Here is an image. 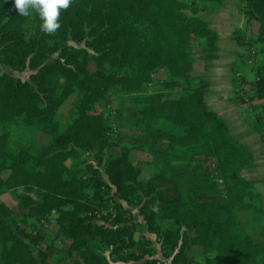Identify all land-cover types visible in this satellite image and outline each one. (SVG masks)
I'll list each match as a JSON object with an SVG mask.
<instances>
[{"label": "trees", "instance_id": "1", "mask_svg": "<svg viewBox=\"0 0 264 264\" xmlns=\"http://www.w3.org/2000/svg\"><path fill=\"white\" fill-rule=\"evenodd\" d=\"M225 1L73 0L48 35L37 14L21 16L14 0H0V65L30 72L24 80L0 71V187L21 213L0 198V264H264L257 188L264 178L244 175L255 165L252 152L207 106L210 84L194 81L196 62L219 52L201 14ZM239 7L247 25L235 33L247 49L241 65L252 48L260 61L253 81L233 77L247 89L236 101L262 102L247 124L264 143V0H239ZM162 71L157 85L153 77ZM75 91V117L60 133L58 112ZM115 95L127 100L130 142L116 141L111 117L96 112ZM13 127L34 138L17 146L22 133ZM32 131L49 141L39 143ZM132 151L145 158L134 163ZM191 160L216 166L220 198L174 197L162 184L168 170ZM144 165L156 169L147 179ZM57 242L68 248L64 257ZM191 246L202 249L203 261L190 259Z\"/></svg>", "mask_w": 264, "mask_h": 264}, {"label": "rangeland", "instance_id": "2", "mask_svg": "<svg viewBox=\"0 0 264 264\" xmlns=\"http://www.w3.org/2000/svg\"><path fill=\"white\" fill-rule=\"evenodd\" d=\"M237 18L240 20V14L237 12ZM248 39H253V36L251 34H248ZM236 50L238 49L241 52H245L247 49L243 44L236 43ZM234 47H231L230 51L226 52L224 57H222V63L219 65H222L221 67H216L215 64L211 67L205 69L199 67L197 76L202 78L203 80L209 79L210 76H219L223 78H237L238 73H245V77L253 81L254 75L252 74V69L254 67H247L245 65H241V56L238 60V56L236 57V52ZM258 61L259 58H258ZM198 62V61H197ZM204 66V65H203ZM243 70V71H241ZM0 71L1 72H7L10 75L27 80L29 79L30 72L25 73H15L11 71L9 68H6L4 66L0 65ZM245 71V72H244ZM196 76V73H194ZM244 75V74H243ZM166 75L165 73L159 72L155 77H153L154 83L163 84V80L165 79ZM242 90H241V89ZM235 87L234 97L237 99L238 97H242V91L246 92V86L245 88ZM244 94V93H243ZM81 94L79 91H75L68 100L61 106L58 115H57V126L58 131L60 133H66L69 130V124L75 117V107L77 105V102L80 98ZM238 98V99H239ZM245 104H241L247 119H253L257 114H255L254 107L259 106L262 104V102L255 101H249L248 96H245ZM127 100L125 97L121 95H115L112 97L109 101L105 102L102 106L98 107L96 109L97 113H104L111 117L112 123L115 125L116 131V141L119 140L122 143L123 142H130L131 138L133 137L134 131L131 129V123H132V117L128 113V107L126 105ZM25 129H18V127H13L12 132L14 135H19L22 133V131ZM38 136L36 137L37 141L41 144H45L49 141V137L43 133H36L35 131H32ZM33 134L30 132L22 133L21 135L16 137L15 143L17 146H22L24 144H27L30 140H32ZM145 156H142L137 151L131 152V160L134 163L141 162L142 159H144ZM257 168L251 170L247 173L248 179H262L264 178V160H257ZM183 164V166L181 165ZM177 164V168H179L177 171H170L168 170V178H163L161 180L162 184L168 189V191L171 193L174 197H183V198H189L190 196H193L200 200H211L215 198H220L222 196V183L219 180V175L217 174V169L214 164H210V162L206 161H199V160H191L188 163H181ZM255 164V163H254ZM181 165V166H180ZM156 169L154 167L149 166H142V179H147L155 174ZM8 173L5 175L7 176ZM263 185L264 183H259L257 185V188H259L261 191H263ZM264 193V191H263ZM112 195L115 196L118 199V195L115 190L112 191ZM0 198L7 202L8 206L12 208V210L16 213V215L21 217V213L18 211L16 204V200L14 197L9 196L7 193H5V190L0 187ZM261 205L264 208V198L261 201ZM131 210L132 218L135 222H142V218L139 215L138 209L129 207ZM261 222L264 221V218L260 220ZM44 235H46V244H51L52 240L54 239L53 236L49 233L44 231ZM144 234L151 238L154 243L155 247L158 249V257L161 258V252H160V245L156 242L155 236L149 234L146 230L144 231ZM58 250L61 253V256L64 257L67 252V246L64 244H60V242H57ZM189 255L190 259H197L200 261H203L205 258L203 251L201 248L191 246L189 249ZM64 264H74L73 262L65 261ZM162 264H168V262H163Z\"/></svg>", "mask_w": 264, "mask_h": 264}, {"label": "crops", "instance_id": "3", "mask_svg": "<svg viewBox=\"0 0 264 264\" xmlns=\"http://www.w3.org/2000/svg\"><path fill=\"white\" fill-rule=\"evenodd\" d=\"M237 12L240 14V20L237 18ZM201 17L207 21L209 27L217 33L219 52L218 58L214 61L206 63L199 59L198 62H196V76L194 75V81H207L210 84V88L205 96L207 106L219 114L220 118L229 128L232 136L252 152L255 163L253 169H256L258 165L256 161L259 159L260 161L264 160V143L260 136L250 129L242 105L233 98L235 92L233 78L228 79L227 77L223 78L217 75L213 77L210 76L208 77L209 79L203 80L197 76L200 66L202 69L203 67L207 69L214 64L216 67H221L222 65L219 64L223 62L222 57H224L225 53L230 51L231 47H234L236 50V43L238 42L235 40V33L244 31L247 28L246 20L240 11L239 0H226L224 6L220 10L213 13H202ZM242 54L243 52H241V49L240 51L237 49L235 52L236 57L238 56V60ZM253 169L244 172V175L246 176L247 173ZM251 180L256 179L253 178ZM258 190L263 200L264 185L263 191L259 188ZM15 202L17 206V201Z\"/></svg>", "mask_w": 264, "mask_h": 264}, {"label": "clouds", "instance_id": "4", "mask_svg": "<svg viewBox=\"0 0 264 264\" xmlns=\"http://www.w3.org/2000/svg\"><path fill=\"white\" fill-rule=\"evenodd\" d=\"M14 3L21 16L37 14L41 21L40 31L53 35L61 27V12L70 8L73 0H14ZM152 211L159 212L158 204L152 206Z\"/></svg>", "mask_w": 264, "mask_h": 264}, {"label": "built area", "instance_id": "5", "mask_svg": "<svg viewBox=\"0 0 264 264\" xmlns=\"http://www.w3.org/2000/svg\"><path fill=\"white\" fill-rule=\"evenodd\" d=\"M258 64V55H257V51L255 50V48H252V50L250 51L249 55H248V58H247V61H246V65L247 67L251 66V67H255L256 65ZM244 73H238L236 76L237 78H244L245 77V74L243 75ZM242 90V89H241ZM242 95H243V91L241 92ZM88 156V154H87ZM110 212L112 213L113 210H110ZM113 216L114 215V212H113Z\"/></svg>", "mask_w": 264, "mask_h": 264}]
</instances>
